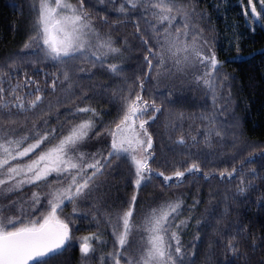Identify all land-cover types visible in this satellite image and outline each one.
Segmentation results:
<instances>
[{
    "label": "trees",
    "instance_id": "obj_1",
    "mask_svg": "<svg viewBox=\"0 0 264 264\" xmlns=\"http://www.w3.org/2000/svg\"><path fill=\"white\" fill-rule=\"evenodd\" d=\"M252 1L262 7L259 0ZM157 2L133 0V7L128 0H84L98 41L110 40L120 52L98 50L93 43L76 59L64 58L62 63L31 40L38 0H0V144L27 137L22 149L35 142L36 133L52 130L55 137L49 140L56 143L73 125L91 118L95 127L81 151L86 158H99L110 151L106 130L119 122L127 99L140 94L160 108L148 109L155 119L141 117L148 121L145 128L152 139L151 180L137 191L131 162L111 159L103 175L94 178L90 192L85 190L75 204L65 201L58 210L60 219L69 223L72 239L59 254L46 258L47 264H79L86 257L80 250L83 237H99L89 241L93 256L115 255V216L128 209L133 195L137 226L141 211L148 217L161 205L179 202L174 222L186 221V226L171 229L182 249L176 264H264V11L256 21L250 0H171L170 16L175 19L161 22L159 9L151 7ZM177 35L178 45L215 53L216 71L194 59L184 73L172 70L166 49ZM149 48L165 54L163 66ZM145 57L152 61L151 71ZM112 64L116 73L109 70ZM37 95L42 99L33 108L29 102ZM17 96L23 108L17 106ZM78 107L95 109L98 115L77 112ZM45 145L51 146L45 141L29 156L0 168V179L8 181L0 186L4 216L28 219L46 214L48 194L67 184L53 173L7 190L32 174L9 179L6 168L30 162ZM7 146L16 150L15 145ZM193 163L200 170L188 172ZM86 171L91 174L93 169ZM176 171L184 177H175ZM161 172L172 179L165 181L157 175ZM33 193L39 194V203L33 202ZM166 239L175 247L174 240Z\"/></svg>",
    "mask_w": 264,
    "mask_h": 264
},
{
    "label": "snow or ice",
    "instance_id": "obj_2",
    "mask_svg": "<svg viewBox=\"0 0 264 264\" xmlns=\"http://www.w3.org/2000/svg\"><path fill=\"white\" fill-rule=\"evenodd\" d=\"M128 2L133 3V0H128ZM259 2L262 6L261 10L264 11V0H259ZM135 6V3H133V7ZM151 7L159 9L158 18L161 22H171L175 19V17L170 16L173 12L171 0H168V2L158 0ZM120 11L123 12L124 9L121 8ZM179 11L181 9H177V12ZM251 12L254 16H259L254 5L251 6ZM34 24L35 34L31 37L32 42L44 47L49 58L62 63L66 62L64 58L76 59L77 53L86 51V47L90 44L87 39L90 34L98 36L90 22L88 13L84 10V0H77V4L71 3V0H38ZM185 28H187V24H185ZM177 31L179 32V30ZM179 40L180 37L177 35L175 40L168 41L166 49L171 54L170 58L177 70H183L182 65L185 67L190 66L191 61L194 59L201 64L207 62L206 66L210 67L211 71H216L219 61H217L215 53L205 55L202 50L189 47L183 42L178 45L177 41ZM144 43L147 44V40ZM28 46V44H25L26 48ZM93 46L97 47L98 50L106 49L110 53L120 52L119 48L112 46L110 40ZM148 51L158 58L160 66L164 65L165 54L163 52L152 53L151 48ZM180 53H183V56H180ZM93 55H96V53L94 52ZM145 59L148 61V70L151 71L152 61L148 57H145ZM109 70L116 73L117 66L112 64L109 66ZM204 75L209 76L210 72H206ZM65 79H68L66 73ZM204 83L211 86V81L208 79H205ZM52 87L55 88V81H53ZM139 87L143 90V83ZM2 91L3 89L0 88V92ZM16 99L17 106L23 108L22 98L17 96ZM41 99L40 96H35L29 102L30 106L36 107ZM149 108L153 112L160 111L155 101L149 103L140 94H136L132 99H127L126 104L122 107L123 115L119 122L115 124L113 129L106 130L107 135L111 137L110 151L107 156L100 155L99 158H97V155H89L86 158V154L80 149V145L88 139L89 133L95 127L91 118L73 125L66 135L56 138V143L49 140L50 136L55 137V130H52L47 134L36 133L33 136L35 142L28 143L22 149H20V145L28 139L27 137L0 144V150H2L0 152V156H2L0 158V168L9 165L10 160L29 156L30 153L35 152L42 144H45V141H48L51 145H45V148L41 149L34 159L23 166L17 165L6 168L9 179H15L22 174H32L27 179L18 181L15 186H9L8 191H12L14 187H19L24 183L45 180L47 176L53 173L67 181L64 187L48 194L50 199L47 200L46 214L41 213L34 218L24 219L21 217H6L0 212V264H30L33 261L38 262V264H47L46 258L59 254L72 237L69 223L60 219L57 215L58 210L62 211L65 201L75 204L77 199L85 196V190L90 192V185L95 184L94 178L103 175V169L111 163V159L124 157L131 162L134 168L135 189L137 191L140 189L142 182L151 180L152 169L148 160L152 156V153L149 152V149L152 148V139L145 128L148 121L141 119L145 114L155 119L148 112ZM76 111L90 112L93 116L98 115L95 109L87 107H78ZM96 135H99V133H96ZM7 145H15L16 150L14 151ZM88 160L91 162H88ZM89 168L93 169L91 174L86 171ZM199 170V166L195 163L187 168L188 172ZM157 175L163 177L165 181L172 179L171 176H165L162 172ZM174 175L177 178H182L185 173L176 171ZM7 183V180L0 179V186ZM61 183H63V180ZM32 200L34 203H39V194L33 193ZM135 201L136 196L133 195L128 209L122 214H116L113 235L121 249H124L128 243V237L133 234L134 230L147 232L149 235L147 236L146 246L142 245L140 255L129 258L126 264H176L182 249L179 236L171 229L186 226V221H180L179 225L174 222L175 217L173 214L178 212L179 202H169L153 209L150 215L137 226L133 222ZM75 211L76 209L73 208V212ZM109 223H112V221L110 220ZM166 237L175 241V247L168 242ZM92 239L98 240L99 237L82 238L83 242L80 250L85 256L92 250L89 244ZM115 264H119V260H116Z\"/></svg>",
    "mask_w": 264,
    "mask_h": 264
},
{
    "label": "rangeland",
    "instance_id": "obj_3",
    "mask_svg": "<svg viewBox=\"0 0 264 264\" xmlns=\"http://www.w3.org/2000/svg\"><path fill=\"white\" fill-rule=\"evenodd\" d=\"M252 5L255 6L257 13H259V16H254V14L251 12V6ZM251 6H250V13H251L253 19L256 21H260L262 14H263L261 8L258 7L257 4L254 3L253 1L251 2ZM92 26L95 29V32L98 33L95 26L93 24H92ZM99 37L100 36L90 34L87 37V39L90 41V44L88 45V47L92 46L93 43H95L94 45H98L100 43L98 41ZM174 37L176 38V36H174ZM192 47L198 48L197 46H194V45ZM198 49H200V48H198ZM170 56H171V54L169 53L168 59L171 63L172 70H174L177 67H174L173 60L170 58ZM181 67L183 70H177L178 72H181V73H184L185 69L188 68V67H185L183 65ZM83 144H82V146L80 145V149L83 148ZM140 216L138 215V217L141 218L140 220H142L140 222V224H141L145 220V218H147V217H146V214L142 211L140 213ZM133 233H134L133 239L132 238H131L132 240H130V238L128 239V243L125 245L124 249H121L119 246V249L115 255H113L112 253H108V255L107 256L105 255L103 258H101L98 255L93 256L92 254H93L94 248L91 246L92 250L88 253V255H90V256H86L85 258H82L81 262L79 264H115L116 260H119V264H126V261L129 258L138 257L140 255V253L142 251V245L146 246L147 236L149 235L147 232H137L135 230L133 231Z\"/></svg>",
    "mask_w": 264,
    "mask_h": 264
},
{
    "label": "flooded vegetation",
    "instance_id": "obj_4",
    "mask_svg": "<svg viewBox=\"0 0 264 264\" xmlns=\"http://www.w3.org/2000/svg\"><path fill=\"white\" fill-rule=\"evenodd\" d=\"M35 261H33V262H30V264H32V263H34Z\"/></svg>",
    "mask_w": 264,
    "mask_h": 264
}]
</instances>
